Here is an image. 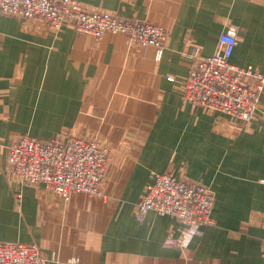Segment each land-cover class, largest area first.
I'll use <instances>...</instances> for the list:
<instances>
[{
    "label": "crops",
    "instance_id": "crops-1",
    "mask_svg": "<svg viewBox=\"0 0 264 264\" xmlns=\"http://www.w3.org/2000/svg\"><path fill=\"white\" fill-rule=\"evenodd\" d=\"M162 25L161 56L124 33L0 14V242L35 243L48 264H264V91L249 121L184 98L190 51L209 56L237 28L231 62L264 75V0H78ZM170 78H173L172 80ZM23 134L85 136L108 148L101 196L69 199L26 185L9 163ZM215 194L212 222L186 248L165 245L181 223L136 214L156 173Z\"/></svg>",
    "mask_w": 264,
    "mask_h": 264
},
{
    "label": "built area",
    "instance_id": "built-area-1",
    "mask_svg": "<svg viewBox=\"0 0 264 264\" xmlns=\"http://www.w3.org/2000/svg\"><path fill=\"white\" fill-rule=\"evenodd\" d=\"M2 13L41 17L56 28L72 24L76 31L95 37L124 33L140 47H155L159 56L167 39V31L160 24L87 9L78 0H0ZM236 45L237 28L232 26L219 35L214 54L201 56L200 48L193 46L183 93L190 103L249 121L264 91V75L251 66L231 62ZM108 160V148L98 140L72 134L51 139L23 134L9 151V163L17 178L26 185L42 183L64 199L73 192L101 196ZM214 201L215 194L208 186L165 171L156 173L147 184L136 214L141 221L150 212L180 221L179 236L167 238L165 245L183 249L212 222ZM0 264H48V258L35 243L4 241L0 242Z\"/></svg>",
    "mask_w": 264,
    "mask_h": 264
}]
</instances>
